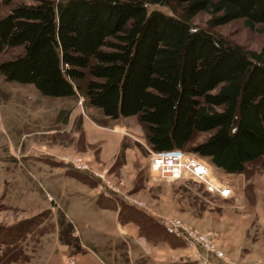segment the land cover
I'll return each mask as SVG.
<instances>
[{
	"label": "trees",
	"instance_id": "trees-1",
	"mask_svg": "<svg viewBox=\"0 0 264 264\" xmlns=\"http://www.w3.org/2000/svg\"><path fill=\"white\" fill-rule=\"evenodd\" d=\"M30 1L0 16V53L22 47L0 62L6 81L83 97L109 120L135 116L153 151L189 150L224 173L264 158V47L244 49L190 22L203 11L208 25L241 19L264 33V0ZM172 3L182 15L147 8ZM58 224L61 242L75 240L71 223Z\"/></svg>",
	"mask_w": 264,
	"mask_h": 264
},
{
	"label": "rangeland",
	"instance_id": "rangeland-1",
	"mask_svg": "<svg viewBox=\"0 0 264 264\" xmlns=\"http://www.w3.org/2000/svg\"><path fill=\"white\" fill-rule=\"evenodd\" d=\"M20 3L31 1L13 0L6 5L0 0V16ZM147 8L182 15L175 3ZM208 19L201 11L190 22L244 49L264 47V33L246 27L243 20L213 26L207 24ZM20 52L22 47L6 48L0 53V62ZM84 117L99 128L114 123L99 109L87 106L83 97L43 96L33 84L9 82L0 75V264H77L74 254L85 250L80 245L79 227L71 218L77 219L76 213L81 211L76 200L79 194L85 196L81 189L91 188L102 193V204L113 208L116 201L119 218L136 224L133 228L145 251L153 255L159 254L158 240L168 238L171 248L168 246L166 260L181 261L176 264H264V158L234 174L224 173L205 158L212 175L232 189L224 198L189 176L155 178L149 169L152 149L135 116L124 122L127 129L123 133L129 134L124 135L122 145L136 144V153L123 150L120 156V150L111 161L102 160L99 147L89 143L81 130ZM208 134L195 133L189 146ZM128 155L133 163L121 171ZM103 191L113 194L115 200L106 202ZM86 209L92 215V207ZM61 216L73 226L70 237L75 240L70 243L59 240ZM174 221L184 235L166 231L165 226L176 224ZM187 235L193 237L191 242ZM104 245L111 259L110 242ZM121 246L115 245L119 251L113 262L147 263L146 254H138L130 263Z\"/></svg>",
	"mask_w": 264,
	"mask_h": 264
},
{
	"label": "crops",
	"instance_id": "crops-1",
	"mask_svg": "<svg viewBox=\"0 0 264 264\" xmlns=\"http://www.w3.org/2000/svg\"><path fill=\"white\" fill-rule=\"evenodd\" d=\"M132 117V116H130ZM121 119L114 120L113 126L106 128L97 127L92 120L88 117L82 118L81 130L85 134L86 140L99 147V157L107 162L111 161L114 155H117L122 146H124L125 154L129 151L136 153L134 146L122 145L124 141V135L129 133H123L122 129H127L124 122L129 117H120ZM125 120V121H123ZM133 144V141H129ZM124 144V143H123ZM137 147V145H136ZM133 163L132 155L127 156L126 165L122 167L121 171ZM128 165V166H127ZM81 194L76 197L78 205L81 207V211L76 213L77 219L71 218L73 225L77 228V232H81L80 242L81 247L84 248V253L78 252L74 254L77 264H122L120 262H113V257L118 254L119 250L115 249V245L122 243L124 257L128 259L130 263H133L138 254H146V264H176L175 261L181 263L179 260H166L169 254V243L166 238L164 240H158L157 243L159 254H151L149 251H145V245L138 237V232L135 228V223L131 220L119 218V207L116 201L114 202L113 208L102 204L99 199L102 194L96 190L81 189ZM113 194H106L103 191V196L111 203V200H115ZM70 207V202H68ZM92 207V215H88L87 209ZM76 224V225H75ZM104 242H110L111 259H108V247L105 248ZM169 246V247H168ZM171 248V247H170ZM178 247H176L177 249ZM94 249V250H92ZM119 249V248H117ZM171 251V250H170ZM110 260V261H109Z\"/></svg>",
	"mask_w": 264,
	"mask_h": 264
},
{
	"label": "built area",
	"instance_id": "built-area-1",
	"mask_svg": "<svg viewBox=\"0 0 264 264\" xmlns=\"http://www.w3.org/2000/svg\"><path fill=\"white\" fill-rule=\"evenodd\" d=\"M150 152V172L158 179L177 180L183 176H189L201 183L205 190L211 193L220 195L221 197H229L232 194V189L215 178L212 175L211 167L208 161L194 152H186L180 149H173L169 151ZM176 224H167L166 231L175 236L184 235L179 226ZM186 239L192 241L193 237L187 235ZM198 239H205V237L198 236ZM202 241V240H201ZM218 255H222L217 253Z\"/></svg>",
	"mask_w": 264,
	"mask_h": 264
}]
</instances>
